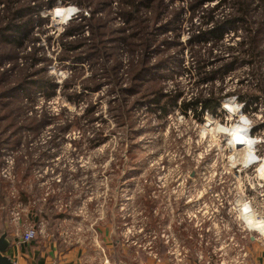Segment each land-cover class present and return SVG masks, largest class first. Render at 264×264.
Returning <instances> with one entry per match:
<instances>
[{
	"label": "rangeland",
	"instance_id": "374dc122",
	"mask_svg": "<svg viewBox=\"0 0 264 264\" xmlns=\"http://www.w3.org/2000/svg\"><path fill=\"white\" fill-rule=\"evenodd\" d=\"M198 1L163 0L165 3L172 2L163 13V20L171 18L172 9L182 8L184 12L180 18L185 21L189 15V4ZM2 2L0 0V13H3ZM120 2L124 0H109L108 12L97 11L95 14V17L107 20L110 30L126 29L119 13ZM62 7H73L77 11L67 20H61L53 13ZM142 10L144 15L139 17L146 21L150 11ZM80 12L82 17L88 19L92 8L80 10L70 2H56L52 8L40 12L42 22L35 21L32 25V38H38V42L27 45L26 52L36 49L39 50L38 54L53 60L47 72L59 89L48 102L38 92L33 104H28L38 109L37 115L45 111L54 115L52 117L55 120L32 140L28 149L20 150L25 155L24 162L16 160L14 164L11 152L0 149V181H4L1 190H7L6 196L14 200L10 206L11 214L18 217L19 211L30 207L46 215L45 209L51 206L59 215L78 200L77 208H72L74 212L77 210L75 215L60 223L53 220L59 217L55 215L48 222H55L52 228L57 229L56 234L61 239L81 243L87 250L97 248L99 238L96 230L99 227L101 230L109 228L115 238L122 242L120 246L124 244L138 258L150 257L148 255L154 254L153 251L157 252L160 247L161 259L166 261L170 257L175 264H250L249 244L254 239H264V235L258 233L254 226H248L243 219V206L246 205L256 219L264 220L262 108L255 113H244L240 109L241 104L233 102L230 103L233 107L231 113L222 109L221 102L216 115L204 113L196 118L193 112L184 116L175 109L160 122L146 111L138 109L134 112L133 126L127 128L122 125L117 128L108 107L109 103L113 106L112 99L120 95L110 92V83H103L94 94L85 93L89 95L88 98L78 103H71L67 96L74 91L83 93L80 80L68 89L61 88L63 82L72 75L73 65L58 61L60 36L71 22L80 21L77 18ZM229 13L220 8L214 14L222 19ZM192 24H199L197 18ZM189 26L186 23L180 26L182 30L178 40L183 46L187 38L195 33L189 31ZM84 35L88 37L87 28ZM164 37L169 41H175L176 38L169 33ZM230 38L228 36L225 39V45L239 41L237 37L233 40ZM221 50H214L213 55H220ZM173 53L170 50V54ZM119 57L124 66L123 60L127 58L125 49ZM182 57L183 66H194L193 59L185 53V49ZM11 66L6 64L5 68L10 69ZM77 66V70L82 73L81 80L91 76L86 62ZM125 66L118 75L122 74ZM244 71L245 68H239L226 78L222 95L241 87L236 84ZM178 80V89L187 88L184 94L190 100L196 92L193 76L189 80L185 76ZM87 103L95 106L96 121L92 124L82 115ZM74 117L80 119L69 130L62 132L56 129L63 126L65 120L72 121ZM235 126L256 129L251 138L259 143L253 148L248 145L246 153L253 160L256 158L257 163H244V151L226 145L229 138L226 130ZM98 131L102 133L101 140L96 137ZM128 150L133 157L128 156ZM28 154L36 161L32 163L33 166L29 165L31 160ZM17 166L28 169L30 176L27 174L25 181L20 180L24 169L16 176ZM17 178L25 186L21 190L15 188V184H20L16 183ZM53 183L57 184L56 187ZM22 192L26 196L23 197ZM48 197L55 199L49 202ZM2 208L0 204V211ZM38 221V231L46 232V218L41 217ZM165 240L170 241L165 245Z\"/></svg>",
	"mask_w": 264,
	"mask_h": 264
},
{
	"label": "trees",
	"instance_id": "16d2710c",
	"mask_svg": "<svg viewBox=\"0 0 264 264\" xmlns=\"http://www.w3.org/2000/svg\"><path fill=\"white\" fill-rule=\"evenodd\" d=\"M56 2H70L80 10L92 8L88 19L82 17L80 12L77 17L80 21L71 22L60 36L58 61L73 65L72 75L61 88L68 89L80 80L83 93L74 91L67 96L71 103H78L88 98L89 95L85 93L94 94L103 83H110V92L120 95L119 98L114 97V105L109 103L108 107L117 128L133 126L134 112L138 109H144L159 122L175 109L184 116L193 112L196 118L204 113L216 115L221 102L231 96L236 97L244 113H255L261 108L264 111V0L191 2L185 21L180 18L184 12L182 8L172 9L171 18L163 20V13L172 2L124 0L120 2L119 13L126 29L120 30H110L106 19L95 17L97 11L108 12L109 0H3V13H0V149L4 148L14 155V164L16 160L24 162L25 155L20 150L28 149L32 140L55 120L54 115L45 111L37 115L38 109L28 105L33 104L38 92L48 102L59 89L47 72L53 60L38 54L39 50L36 49L26 52V46L38 42V38H32V25L35 21L42 22L40 12L52 8ZM210 4L214 5L208 8ZM220 8L230 11L228 16L218 18L214 13ZM142 9L150 11V17L146 19L150 26L139 17L144 15ZM194 18L199 21L196 26L192 24ZM184 23L190 24L189 31L195 32L187 38L185 46L178 40L182 30L180 26ZM85 28L88 37L84 35ZM168 33L175 35V41L170 42L164 37ZM228 36L231 37L229 40L237 37L239 41L227 46L224 41ZM219 48H222L221 54L213 55L214 50ZM124 49L127 53L126 66L118 75L119 70L124 68L119 60ZM184 49L193 59L192 68L183 66ZM170 50L174 53L170 54ZM83 61L87 63L91 76L81 80L82 73L77 70V65ZM6 64L13 66L8 69L5 68ZM239 68H245L241 80L236 84L241 87L222 95L226 78ZM123 76H126L125 79H122ZM183 76L188 80L193 76L195 80L196 92L190 100L184 94L187 88L178 89V79ZM167 83H172L170 89ZM94 109V105L87 103L82 112L89 124L96 121ZM79 119L65 120L63 126L56 129L66 132ZM255 130L253 128L251 135ZM96 137L102 139L101 131ZM128 156L133 157L130 150ZM28 158L31 160L29 165L33 166L35 159L31 154H28ZM17 167L16 176L24 169L20 180L25 181L27 174L30 176L28 169ZM20 180L17 178L16 183L20 184H15L18 190L25 187ZM24 194L21 193L22 196ZM53 199L55 197H48L47 201L52 202ZM158 248L157 253L161 258L162 251Z\"/></svg>",
	"mask_w": 264,
	"mask_h": 264
},
{
	"label": "crops",
	"instance_id": "0c3cea01",
	"mask_svg": "<svg viewBox=\"0 0 264 264\" xmlns=\"http://www.w3.org/2000/svg\"><path fill=\"white\" fill-rule=\"evenodd\" d=\"M1 184L4 185L0 182V203L6 208H2L0 211V237L5 235V241L8 243L7 249L1 256L7 258L11 264H169L162 259L156 262L150 257H136L132 250L124 247V244L120 246L122 242L115 238L114 232L111 233L109 228L106 230L97 228L96 233L99 241L96 243L97 248L95 249L87 250L81 243H72L61 239L56 234L57 229L52 228L56 225L55 222H48L57 215L53 208H46L45 215L41 214L39 210L27 207L24 211H19V216L15 217L10 212L13 201L6 196L7 190H1ZM29 199L34 200L35 198L29 197ZM22 201L26 203L23 198ZM72 205L53 220L56 219L55 221L60 223L70 218L72 214L75 215L77 210L74 212L72 208H77L78 200L73 201ZM7 206H9L8 209ZM69 209L71 212H67ZM41 217L46 218L45 228L47 231H38L34 239L25 242L24 234L29 228L38 229L40 225L38 220ZM262 240L264 239H254L249 244L250 264H264V241Z\"/></svg>",
	"mask_w": 264,
	"mask_h": 264
},
{
	"label": "bare ground",
	"instance_id": "6f19581e",
	"mask_svg": "<svg viewBox=\"0 0 264 264\" xmlns=\"http://www.w3.org/2000/svg\"><path fill=\"white\" fill-rule=\"evenodd\" d=\"M61 7V6H60ZM59 11H62V15L60 14ZM77 10H75L73 7H62V8H57L54 11V15H56L57 17H61V20H67L71 15H74ZM68 13V14H66ZM78 13V12H77ZM225 103V104H224ZM222 109L224 111H229L232 113L233 111V107L231 106L230 103L228 102H223L222 103ZM240 128V129H238ZM230 136L229 139V144L233 149H242L244 151V156H243V161L244 163H250V164H255L257 163L256 158H254L255 160H253V158H250V155L246 153V149L248 147V145H250L253 148L254 145V141L251 137L248 136V129L241 127V126H235L230 130H226ZM250 147V148H251ZM253 155V153H252ZM243 206V205H241ZM244 209V214H243V219L246 221V224L248 226H254V228L259 231L258 233H260L261 235H264V220L261 219H256L253 212L249 209H247V206L244 205L243 206Z\"/></svg>",
	"mask_w": 264,
	"mask_h": 264
},
{
	"label": "built area",
	"instance_id": "2783aa9c",
	"mask_svg": "<svg viewBox=\"0 0 264 264\" xmlns=\"http://www.w3.org/2000/svg\"><path fill=\"white\" fill-rule=\"evenodd\" d=\"M126 58V57H125ZM124 61V64H126V59L125 60H123ZM171 84L172 83H170L169 84V87H168V89H170V87H171ZM222 102H228V103H236L237 102V99H236V97H233V98H231V99H228V98H226V99H224ZM238 103V102H237ZM241 111H242V106H241ZM144 110V109H143ZM253 128L254 127H252V128H248V136L249 137H251V132H252V130H253ZM229 139H230V136H229V138L227 139V142H226V145H228L229 143ZM254 141V146L256 145V143H259V142H256V140H253ZM12 154V153H11ZM12 156L14 157V155L12 154ZM261 201H263V200H261ZM17 212H18V210H17ZM39 229V228H38ZM38 229L37 228H29V230H27V232L24 234V237H23V239H24V241L25 242H29V241H31L32 239H34V237L36 236V234H37V232H38ZM196 236H199L197 233H196ZM169 241L170 240H165L164 241V244L166 245L167 243H169ZM171 241H173V240H171ZM262 241H264V240H262ZM151 250H152V248H151ZM154 252V254H152V255H148V256H150L151 258H153L156 262H159L160 260H161V258H160V256L158 255V253L156 252V251H153ZM170 255V254H169ZM169 264H175L174 262H172V260L170 259V257L166 260ZM205 264H212V263H210V262H206Z\"/></svg>",
	"mask_w": 264,
	"mask_h": 264
},
{
	"label": "water",
	"instance_id": "95a60500",
	"mask_svg": "<svg viewBox=\"0 0 264 264\" xmlns=\"http://www.w3.org/2000/svg\"><path fill=\"white\" fill-rule=\"evenodd\" d=\"M7 247L8 243L5 241V235H2L0 237V264H11L7 258L1 256V254L5 252Z\"/></svg>",
	"mask_w": 264,
	"mask_h": 264
}]
</instances>
